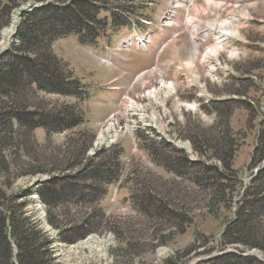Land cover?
<instances>
[{"label": "rangeland", "instance_id": "rangeland-1", "mask_svg": "<svg viewBox=\"0 0 264 264\" xmlns=\"http://www.w3.org/2000/svg\"><path fill=\"white\" fill-rule=\"evenodd\" d=\"M148 1L140 0L141 3ZM130 4L120 2L119 14L124 13L125 8ZM168 4L169 0H157L153 11L143 7L144 4L134 8L136 16L132 18L133 22L141 17H148L153 21L152 26H141V32H137L138 37L134 36V31L130 32L121 27L113 32L109 27L103 30L98 27L99 35H103L99 39L102 53L99 52L98 57L80 46L76 38L58 41L54 46L55 54L70 65L75 76L86 86L90 98L88 102L81 103L82 107L75 104L71 106L73 108H66L63 104L68 102L57 98L49 101L69 120H73L69 117L73 115L74 118L76 112L78 118L82 108L85 109L83 111H86L85 118L87 117L88 120H92L93 115L104 118L107 112L112 111L114 105H106L109 92L103 94L104 90H101L100 85L109 89L113 86H121L120 84L123 83V97L129 94L128 98L136 102L137 106L138 104L142 106L143 113L150 111L152 124L159 126L157 120L159 118L165 128L164 132L170 139L180 142L186 149L190 147V151L198 154L205 163L217 164L221 168L219 159L213 157L215 150H209L215 144H209L207 141L217 140L220 132H226L223 130H226L227 125L234 147L238 151L234 169L238 172L241 186L237 187V192H233L234 201L230 208H226L224 203L213 207L210 205V200L214 191L215 195L217 194V188H210L204 177L196 174V169L189 170V167L179 169L180 161L183 158L186 160L185 153L184 155L170 148H162L163 144H159L162 141H156L142 132L135 134L137 139L135 152V145L130 135L119 137L105 132L104 129L97 146L111 145L119 137L110 151L113 149L122 151V156L118 160L119 158L113 157L112 152L106 155L109 160L101 157L94 161L95 166L107 162L113 163L101 168L100 171L104 174L100 175L102 178L97 182V188L105 189L102 181L107 183L109 177L107 169L116 174L121 167L119 162L123 169L121 186L114 185L103 202L94 203L91 200L80 206L77 203L78 197H75L78 195L74 192L72 197L76 200V208H72L70 214V221H73L70 224L72 231L77 230L74 228L89 219L90 223L104 222L98 232L76 244H66L62 242L63 237L60 235L65 225H61L60 229L54 228L49 222L48 210L45 214L38 198L35 197L33 202L29 201L28 209L27 206L24 208V216L30 220L36 231L40 232L43 239L50 241L49 250L54 260L53 264H192L198 259L207 260L224 253L220 247L222 235L237 219V202L240 201L244 188L253 178L254 173L248 171V166L264 128V0H195L193 5L187 4L178 11L173 28L164 30L161 20L168 10ZM17 12L13 14L11 24L3 27L0 46L7 39L5 33L12 31L14 18L20 16ZM242 12H246L247 15H242ZM190 17L199 21L196 25L201 29L191 30L194 24L191 27L187 25ZM99 18H106L108 23L111 22L109 12L103 11ZM215 19H218L220 24L225 20L238 32L242 42L230 43L232 49L238 50V56L231 58L232 53L220 50L218 61L222 65L221 68H227L226 71H220L218 64L213 65L215 68L210 70L211 66H207V63L204 65L199 59L198 72L195 73L187 68L189 58L192 57L191 54L197 55L200 46L208 44L203 37L204 34L201 41L194 43L192 39L196 32L211 27ZM56 26L64 27L60 24ZM46 27L48 28L47 24ZM139 39H143L144 42L138 44ZM217 41L215 38L211 45L214 47ZM103 56L105 59L102 61ZM20 67L27 68L24 64ZM113 67L118 68L115 70ZM151 68L161 70L158 72L170 70L166 77L169 82L175 83L176 95L171 102L166 100V105L164 101L163 107L156 108L159 113L154 112L155 107L144 97V94L140 95L139 85L143 83L135 82L143 72ZM121 70L123 75L119 84H107L111 79L120 77ZM152 77L158 76L153 74ZM194 77L199 78L204 91L195 86ZM163 78L158 79L165 82ZM147 79L148 77L145 76L144 82ZM202 92H205L206 97L209 96L210 104L205 105L207 98L200 97ZM35 104L36 101L33 105ZM128 105L129 101L126 102V107ZM43 107L44 105L42 110ZM150 112L146 114L147 117H151ZM228 117L231 118V125ZM85 129L88 130V127L75 128L63 138H57L55 143L51 136V143L48 146L50 149L38 152L37 159L40 166L43 167V163L52 164L50 159H59L58 162L65 167L58 175L60 177L72 176L82 169L89 156L82 151L87 147L90 138ZM99 129L93 130L96 141L100 133ZM66 160L69 162L63 163ZM21 163L33 165V162L25 157ZM50 175L53 174L38 176L49 178ZM36 177L16 180L8 192L16 194L27 190ZM48 178L41 177L36 181ZM4 181L5 176L2 174L0 185ZM196 182L199 184L197 185ZM7 183H11L10 180H7ZM93 183L85 182V185L91 186ZM226 183L234 188L236 180L225 182L224 185ZM116 192L117 201L113 203L111 198ZM226 194L230 192L227 191ZM68 205L66 203L65 207ZM108 222L109 226H105ZM231 247L228 248L230 251L242 255L256 252L257 258L264 261V253L260 250L243 245ZM193 249L191 254H186Z\"/></svg>", "mask_w": 264, "mask_h": 264}, {"label": "trees", "instance_id": "trees-1", "mask_svg": "<svg viewBox=\"0 0 264 264\" xmlns=\"http://www.w3.org/2000/svg\"><path fill=\"white\" fill-rule=\"evenodd\" d=\"M22 1L0 0V36L3 27L10 24L12 11ZM46 1L49 0H44ZM55 1L60 2V0ZM115 2L116 0L107 1L103 9L107 6L109 7L106 10L114 8ZM100 10L83 0H75L65 8L47 6L35 11L22 21L18 31L20 45L0 63V175L5 176L4 183L0 185V264H53L54 262L49 250L50 241L43 239L40 232L36 231L30 220L24 216L26 201L30 198L32 189L28 188L16 194L8 192L12 189L14 182L20 178L53 174L50 175V180L41 185L38 193L48 208L49 222L54 225L53 227L60 229L61 225H65V229L60 233L63 237L62 242L76 244L103 227V221L90 223L88 219L74 228L77 230L72 231L70 207L76 204V200L72 197L74 192L78 195L75 196L78 197V206L91 200L97 203L104 198L106 191L97 188V182L102 178L100 175L104 174L100 170L113 163L107 162L95 166L91 160L88 162V169H82L77 177L64 176L58 179V175L65 167L58 162L59 159L54 158L50 159L53 165L43 163V167L40 166L37 159L38 152L50 148L40 147L35 136L36 130L41 128L48 136H51L82 126L84 121L80 113L78 118L76 112L74 118L73 115L69 117L73 120H69L64 113L58 112L57 108L51 111L42 110L43 103L38 101V94L42 92L77 99L82 95L84 92L82 85L72 77L68 66L55 56L52 47L56 40L71 35L78 36L84 45L94 44L95 38L100 33L98 27L103 30L107 26L106 20L97 19ZM126 12L128 15L132 14L130 9H126ZM112 18L113 24L119 19L116 14ZM58 24L64 27L58 28L56 26ZM21 64L27 68L22 69ZM34 101L37 104L33 105ZM66 108L73 107L66 106ZM223 131L226 132H220L217 140L207 141L209 144H215L209 150H215L213 157L219 159L222 168L207 164H198L196 168H190L183 158L179 169L188 167L189 170L196 169V174H202L210 188L218 190L216 195L214 191L210 205L218 207L224 203L226 208H230L234 201L233 192L238 191L240 182L233 171L236 157L234 141L231 133L228 132L227 125L226 130ZM88 135L89 143L82 150L84 154L90 149L95 139L93 134ZM162 148L168 147L162 145ZM24 157L29 158L33 165L21 163ZM101 157L109 160L105 153L98 154L97 159ZM113 157L119 158L120 154L113 152ZM263 161L264 128L253 155L252 166L257 167ZM65 162L68 163L69 160L63 161ZM118 164L121 165L120 162ZM120 171L121 169L115 174L107 169L109 176L107 183L104 180L102 183L107 187L115 184L119 180ZM233 179L236 180L234 188L227 183L224 185L225 182L229 183ZM7 180L11 183L8 184ZM85 182L94 183L92 186H87ZM196 184L199 183L196 182ZM227 191L230 194L227 195ZM241 196L238 202L237 219L226 229L221 241V250L243 245L264 253V170L259 173L252 187ZM66 203L69 205L65 207ZM109 224L108 222L105 226ZM193 251L194 249L186 254H191ZM199 264L264 263L254 257L227 253Z\"/></svg>", "mask_w": 264, "mask_h": 264}, {"label": "bare ground", "instance_id": "bare-ground-1", "mask_svg": "<svg viewBox=\"0 0 264 264\" xmlns=\"http://www.w3.org/2000/svg\"><path fill=\"white\" fill-rule=\"evenodd\" d=\"M241 14L244 15V16L247 15L246 12H242ZM232 16H234V15H232ZM189 24H190V26L193 25V21L190 20ZM231 25L232 24L226 22L225 20L223 21V24H220L219 20L215 19L213 21V24L211 25V27H208L210 29L209 32L205 33L204 36H203V37H205L204 39L206 40L208 45L200 46L199 49H198L199 52L197 53V55L191 54L192 57L189 58L190 61H189V66L187 68H189L191 71L196 73V72H198L197 61L199 59H200L201 62L204 63V65H205V63H208V62H210L212 60L219 59V56H220V53H221L220 50L227 48L226 45H225L226 42H227V39L229 37L232 38L234 36L239 37L238 32L235 31V29H233L231 27ZM5 36L7 37V39H6V41H4V43H2V46H0V56L2 54H4L11 47V43H12L13 36H14V30L12 29V31L10 33H5ZM215 38H217L218 41L214 44L215 46L213 47L211 44H212V42L214 41ZM231 53H232L231 58H234V57L238 56V54H237V52L235 50H233ZM153 74L154 73L149 75L150 78L145 80V82H142L143 83L142 85L141 84L139 85V88H140V92L139 93H141L140 95L144 94V97L147 98L148 101L150 100L149 102L155 107L154 112L159 113L156 110V108H158L159 106L163 107V105H164L163 103L166 100V98L171 96V94L173 93V91H172L173 88H172V85H170V84L168 85V83L166 81L162 82V81L159 80V79H162L163 76L166 73L156 71L155 74L158 77H154V78L152 77ZM143 77H144V74L141 75L137 79L136 82H139V81L143 80ZM196 79L198 80L199 78L196 77ZM162 97H163L164 100L162 99ZM138 105L139 106H137V104L134 103V105H132V106H134V107L136 106V109L139 112H141V107L142 106H140V104H138ZM123 115L124 114H122V115L120 114V116H123ZM112 122H114V123H112ZM119 124H120V120H118V118L115 116L113 118V120H110L109 123L107 124V126L104 128L105 132H107L109 134H113V135H118L119 131L121 129H123V128L120 127ZM130 132H133V130H130ZM102 134H103V131H102V133L100 135H102ZM221 171H222V169H221ZM39 203H41V202L39 201Z\"/></svg>", "mask_w": 264, "mask_h": 264}, {"label": "water", "instance_id": "water-1", "mask_svg": "<svg viewBox=\"0 0 264 264\" xmlns=\"http://www.w3.org/2000/svg\"><path fill=\"white\" fill-rule=\"evenodd\" d=\"M35 185H37V183H35ZM198 262V261H197Z\"/></svg>", "mask_w": 264, "mask_h": 264}]
</instances>
